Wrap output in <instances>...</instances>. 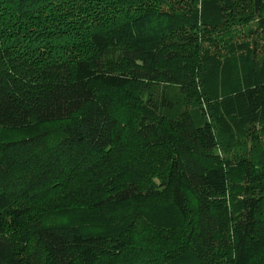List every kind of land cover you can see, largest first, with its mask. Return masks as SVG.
<instances>
[{"label": "trees", "instance_id": "trees-1", "mask_svg": "<svg viewBox=\"0 0 264 264\" xmlns=\"http://www.w3.org/2000/svg\"><path fill=\"white\" fill-rule=\"evenodd\" d=\"M0 264H264V0H0Z\"/></svg>", "mask_w": 264, "mask_h": 264}, {"label": "rangeland", "instance_id": "rangeland-1", "mask_svg": "<svg viewBox=\"0 0 264 264\" xmlns=\"http://www.w3.org/2000/svg\"><path fill=\"white\" fill-rule=\"evenodd\" d=\"M59 218H56V217H49L46 219V223L48 224H55V223H58L59 222Z\"/></svg>", "mask_w": 264, "mask_h": 264}]
</instances>
